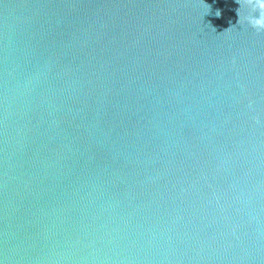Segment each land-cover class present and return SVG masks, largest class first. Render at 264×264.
<instances>
[{"label":"water","instance_id":"1","mask_svg":"<svg viewBox=\"0 0 264 264\" xmlns=\"http://www.w3.org/2000/svg\"><path fill=\"white\" fill-rule=\"evenodd\" d=\"M240 7L0 0V264H264V34Z\"/></svg>","mask_w":264,"mask_h":264},{"label":"clouds","instance_id":"2","mask_svg":"<svg viewBox=\"0 0 264 264\" xmlns=\"http://www.w3.org/2000/svg\"><path fill=\"white\" fill-rule=\"evenodd\" d=\"M241 6L238 10L239 24L247 25L257 34H264V0H236ZM247 8V14L241 16V10ZM220 16V12H216Z\"/></svg>","mask_w":264,"mask_h":264}]
</instances>
